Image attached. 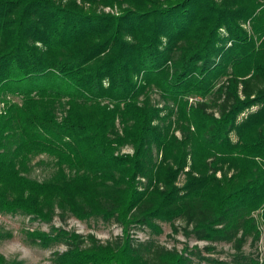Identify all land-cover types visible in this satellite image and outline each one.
Listing matches in <instances>:
<instances>
[{"label":"trees","instance_id":"16d2710c","mask_svg":"<svg viewBox=\"0 0 264 264\" xmlns=\"http://www.w3.org/2000/svg\"><path fill=\"white\" fill-rule=\"evenodd\" d=\"M61 1L0 0V213L50 221L58 211L122 228L104 245L92 235L32 231L40 246L67 245L53 264H192L190 255L209 264L198 249L179 254L129 233L159 234L157 221L176 233L177 219L185 236L209 242L207 252L231 242L232 259L215 264H258L242 246L260 234L250 213L261 209L264 221V0H80L88 11ZM98 2L132 9L94 13ZM220 27L228 47L216 46ZM152 91L172 103L161 127ZM190 94L209 100L187 106ZM126 144L133 156H115ZM152 146L162 152L154 168ZM37 153L56 166L42 182L26 176ZM188 156L196 177L178 196L172 183ZM224 164L233 173L215 179ZM137 176L166 188L139 192ZM0 264L19 262L0 254Z\"/></svg>","mask_w":264,"mask_h":264},{"label":"rangeland","instance_id":"374dc122","mask_svg":"<svg viewBox=\"0 0 264 264\" xmlns=\"http://www.w3.org/2000/svg\"><path fill=\"white\" fill-rule=\"evenodd\" d=\"M59 2V0H55ZM67 0H62L61 2L64 4ZM76 4L80 7L82 2L80 0H75ZM89 8L88 3H84L82 9L84 11H88ZM93 12L99 14H109V15H119L121 11L126 9H132L131 5L122 4L121 8H119L116 4L110 5L105 2H98L92 5ZM243 27L250 32L249 22H245L242 24ZM217 36L219 39L217 40L216 46L219 47L222 44L228 47L231 45V40L228 39L229 35L228 32L225 30L224 27H220L217 30ZM165 37H161L162 45H160V51L165 50L166 42L164 44ZM177 52L174 53L176 55ZM176 59V56L173 57ZM220 59V55H215L212 58L213 64H216ZM160 59L155 60L154 63H159ZM211 62V63H212ZM200 63V62H199ZM197 63V64H199ZM142 75V74H141ZM225 77L222 76L218 83L215 85L214 88L218 87L222 81L225 80ZM237 92L238 95L240 94L241 85H237ZM12 98V97H10ZM243 98V97H241ZM16 102H20L19 98H12ZM150 99L153 106H157L161 111L158 114V117L155 118L153 121V125H157L161 127L163 124L167 122V119L163 117L166 114L167 108L172 106L170 101H167L165 97H160V94L156 91H152L150 93ZM182 100L186 102L189 106L196 101L204 100L208 101V97L202 98L196 94L190 95H183ZM158 103V104H154ZM1 106V104H0ZM258 108L257 105H252L249 108H246L239 114V117L246 116L248 112L255 111ZM176 111V109L174 108ZM58 117L62 115L61 109L57 110ZM175 116L171 115L169 118L174 119ZM162 118V119H161ZM163 123V124H162ZM176 135L179 136V132H176ZM231 136L234 137V132H232ZM152 163L153 168L156 164L160 163V159L162 156V152L160 150H156L154 146H152ZM134 154V149L130 145H124L120 147V149L114 151V155L118 156H127L131 157ZM28 171L26 176L35 180V182H42L44 180L49 179L55 169L56 166L54 165V158L45 154V153H37L34 154L28 165ZM175 168L174 166H172ZM190 167V157H187V163L184 168L178 171L175 180L173 181V187L175 188L176 195L181 196L185 194V192L189 191V185L187 182V178L196 177L195 173H190L188 175V171ZM227 164H224L222 170H216L214 173L215 179H221L222 177H230L233 173V170L230 168L228 169L227 173ZM225 171V174L223 173ZM212 170L209 171L211 173ZM71 173H69L70 175ZM188 175V176H187ZM211 175V174H210ZM136 186L137 191L139 192H151L154 190L164 191L165 186L161 182L150 183L147 178L145 177H136ZM85 185L87 188L91 187V183H86ZM253 221L257 229L260 231L259 238L257 241L252 242L250 238H247L242 246V252L245 255L251 256L252 259L259 260L258 264H264L262 260L263 256L258 258L257 255L264 254V221L262 219V211L261 209H257L250 213ZM161 232L159 234H154L151 232L149 228L143 227L140 228H130L129 233L131 237H134L136 240H153L155 243L166 247L167 249H175L179 254H182L190 251L196 252V249L200 250V256H203L211 261H204L209 264H215L214 261H230L234 254V250L232 248L231 242H214L212 243L215 248L212 252H207L204 250V246L208 245V241L204 240H196L192 236H185L182 230V221L177 219L174 220V225L178 228V232L174 233L171 228V224L168 222H156ZM60 229V231H64L65 233L74 232L78 235L83 237L87 235H92L100 244H106L108 241H112L115 237L120 236L122 234V228L115 223L114 221H103L101 218H90V219H79L73 216L70 213H66L63 215V218L60 217L58 211L52 217L50 221H43L38 217H33L31 215L26 214H2L0 213V233L5 234L4 239L0 241V254H2L6 260H16L19 264H53V258L56 253H61L66 250L67 245L64 242H55L49 246H40L37 242L32 241L30 233L33 231L43 232L46 237L54 236V234ZM8 234V236H6ZM187 249V250H185ZM184 250V251H183ZM186 251V252H185ZM192 259V264H197L199 262V257L196 255H190Z\"/></svg>","mask_w":264,"mask_h":264}]
</instances>
